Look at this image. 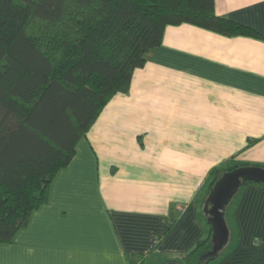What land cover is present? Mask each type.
I'll list each match as a JSON object with an SVG mask.
<instances>
[{
    "label": "crops",
    "instance_id": "obj_1",
    "mask_svg": "<svg viewBox=\"0 0 264 264\" xmlns=\"http://www.w3.org/2000/svg\"><path fill=\"white\" fill-rule=\"evenodd\" d=\"M258 36L181 23L76 145L0 264H185L208 236L209 171L264 166V0H215ZM229 241L211 264H264V183L226 207Z\"/></svg>",
    "mask_w": 264,
    "mask_h": 264
},
{
    "label": "trees",
    "instance_id": "obj_2",
    "mask_svg": "<svg viewBox=\"0 0 264 264\" xmlns=\"http://www.w3.org/2000/svg\"><path fill=\"white\" fill-rule=\"evenodd\" d=\"M181 23L258 36L218 15L215 0H0V242H11L48 200L53 178L104 106L129 92L166 26ZM243 165L250 164L211 168L209 190ZM211 239L210 225L184 263L221 256H206Z\"/></svg>",
    "mask_w": 264,
    "mask_h": 264
},
{
    "label": "water",
    "instance_id": "obj_3",
    "mask_svg": "<svg viewBox=\"0 0 264 264\" xmlns=\"http://www.w3.org/2000/svg\"><path fill=\"white\" fill-rule=\"evenodd\" d=\"M245 181L264 183V167L243 165L226 171L215 182L204 205V213L212 227V248L208 257L217 256L229 241V229L225 219L226 207Z\"/></svg>",
    "mask_w": 264,
    "mask_h": 264
}]
</instances>
